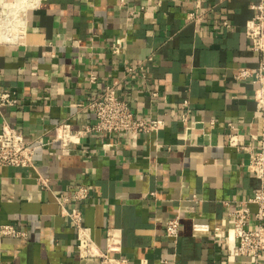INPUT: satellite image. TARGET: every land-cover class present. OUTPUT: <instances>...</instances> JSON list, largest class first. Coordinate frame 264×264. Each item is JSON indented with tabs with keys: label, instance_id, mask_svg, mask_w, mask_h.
Here are the masks:
<instances>
[{
	"label": "crops",
	"instance_id": "1",
	"mask_svg": "<svg viewBox=\"0 0 264 264\" xmlns=\"http://www.w3.org/2000/svg\"><path fill=\"white\" fill-rule=\"evenodd\" d=\"M121 1L46 0L26 12L18 42L0 41V95L18 101L0 106V132L7 124L41 144L34 167H0V225L28 232L0 237V264H101L79 257L78 231L56 201L81 185L90 195L77 206L102 251L112 234L134 264H252L224 243L234 212L260 185L248 153L229 145L236 132L241 145L264 147L258 85L235 78L239 67L264 61L246 36L256 0ZM142 6L141 16L131 14ZM194 11L203 14L198 23L187 20ZM140 63L145 72L129 74ZM114 83L136 114L166 127L134 147L118 135L91 133L64 153L55 127L93 124L90 103ZM182 110L190 114L188 130ZM109 142L113 153L103 149ZM248 205L254 226L258 208ZM176 216L181 235L173 246L165 227Z\"/></svg>",
	"mask_w": 264,
	"mask_h": 264
},
{
	"label": "built area",
	"instance_id": "2",
	"mask_svg": "<svg viewBox=\"0 0 264 264\" xmlns=\"http://www.w3.org/2000/svg\"><path fill=\"white\" fill-rule=\"evenodd\" d=\"M46 0H27L26 9L19 13V18L13 24L15 27L24 29L26 24V12L29 8H36ZM226 1V0H222ZM122 3L125 0L121 1ZM7 4L14 8L15 1L8 0ZM253 10L251 19L246 24V36L251 40L252 51L259 54H264V0H256L250 5ZM146 11V6H142L140 11H132L133 16H141ZM4 9H0V13ZM7 16L0 15V22ZM203 19V14L199 11L189 12L187 20L189 22L198 23ZM23 23L19 26L17 23ZM225 28H231V23L226 20L223 22ZM8 29H12L7 28ZM1 32V28H0ZM14 41L4 43H16L21 35ZM1 41V39H0ZM152 60V58H149ZM145 72V65L140 63L135 67L129 68V74L135 71ZM235 78L239 81L252 80L258 85L255 92L256 112L264 122V61L259 64L256 69L251 67H239L236 71ZM97 80L96 76L91 75L90 82L94 83ZM117 83L108 84L98 99L90 103L89 109L95 115V122L91 125L83 126L79 130H73L69 123H61L55 127L56 140L61 141L64 145V153H71L69 146L71 144H80L82 139L91 133L101 135H118L120 139H126L134 147L138 140L143 135L158 134L166 127V121L163 119H151L142 117L136 114L131 107L130 101L120 96L117 92ZM160 94L157 91H152V97H158ZM17 99L10 92H4L0 95V106L10 105L15 106ZM189 101L185 100L182 104L183 109H186ZM181 123L188 130L190 114L186 110L181 111ZM230 129L236 128L229 124ZM113 143H105L103 149L106 152L113 153ZM229 145L238 150H245L249 155V170L259 180L260 185L255 190L254 196L249 200V203L257 205L255 214L256 224L251 225V210L249 203H243L234 212V219L231 227L227 230L224 247L231 255H241L249 258L252 264H264V147H247L240 143L239 134L233 132L229 135ZM41 146L40 141H27L24 135L15 127L3 125L0 132V167H34L35 154L38 147ZM38 181L43 187L48 188V181L39 177ZM90 188L84 185L74 188L71 194H61L56 196V201L64 209V214L71 219L75 228L78 231L76 250L80 258H95L99 259L101 264H134L128 258L121 254L114 235L110 234L108 238V248L102 251L92 236V230L84 225V213L77 206L78 203L88 199ZM151 196H156V192L151 193ZM72 205V206H71ZM69 207V208H68ZM196 231L210 232V227L207 225L195 224ZM220 229H216L219 232ZM166 238L173 246L179 242L181 235V217L176 216L167 221L165 227ZM28 232L18 228L12 224L0 225V237L9 238H25ZM146 264V263H140ZM168 264V262H165ZM222 264V263H214Z\"/></svg>",
	"mask_w": 264,
	"mask_h": 264
},
{
	"label": "bare ground",
	"instance_id": "3",
	"mask_svg": "<svg viewBox=\"0 0 264 264\" xmlns=\"http://www.w3.org/2000/svg\"><path fill=\"white\" fill-rule=\"evenodd\" d=\"M14 1H15L14 8L9 11V12H11V15H8L6 18H4L0 22V28H1L0 39L2 42L14 41L15 39H17V37L20 34H22L24 32L23 28H20V27L14 28L13 24H15V22L18 20L19 13L22 11H25L27 0H14ZM36 1H38V0H36ZM17 24L19 26L23 25V23H21V21L18 22ZM10 27L12 29L7 30V28H10ZM14 37H16V38H14Z\"/></svg>",
	"mask_w": 264,
	"mask_h": 264
},
{
	"label": "clouds",
	"instance_id": "4",
	"mask_svg": "<svg viewBox=\"0 0 264 264\" xmlns=\"http://www.w3.org/2000/svg\"><path fill=\"white\" fill-rule=\"evenodd\" d=\"M11 7V5L6 3V0H0V9H4V12L0 13V15H11V12L8 11Z\"/></svg>",
	"mask_w": 264,
	"mask_h": 264
}]
</instances>
